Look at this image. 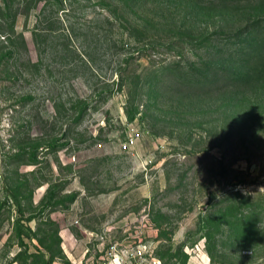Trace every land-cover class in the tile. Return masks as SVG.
I'll return each mask as SVG.
<instances>
[{"label": "rangeland", "instance_id": "1", "mask_svg": "<svg viewBox=\"0 0 264 264\" xmlns=\"http://www.w3.org/2000/svg\"><path fill=\"white\" fill-rule=\"evenodd\" d=\"M113 243L264 264V0H0V264Z\"/></svg>", "mask_w": 264, "mask_h": 264}, {"label": "built area", "instance_id": "2", "mask_svg": "<svg viewBox=\"0 0 264 264\" xmlns=\"http://www.w3.org/2000/svg\"><path fill=\"white\" fill-rule=\"evenodd\" d=\"M135 142V136L130 134L123 142L122 148L127 149ZM152 250H146V245L139 243L135 248L113 243L104 254L102 264H157L153 259H148Z\"/></svg>", "mask_w": 264, "mask_h": 264}, {"label": "trees", "instance_id": "3", "mask_svg": "<svg viewBox=\"0 0 264 264\" xmlns=\"http://www.w3.org/2000/svg\"><path fill=\"white\" fill-rule=\"evenodd\" d=\"M251 49H253V50H251V52L249 54H251L253 56H257V55L262 54V49H261L260 45L255 46V47H251Z\"/></svg>", "mask_w": 264, "mask_h": 264}]
</instances>
